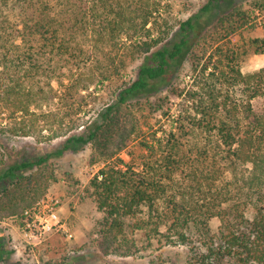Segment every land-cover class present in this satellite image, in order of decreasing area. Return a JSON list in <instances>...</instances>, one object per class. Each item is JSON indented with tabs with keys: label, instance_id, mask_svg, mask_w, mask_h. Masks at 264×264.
Masks as SVG:
<instances>
[{
	"label": "trees",
	"instance_id": "trees-1",
	"mask_svg": "<svg viewBox=\"0 0 264 264\" xmlns=\"http://www.w3.org/2000/svg\"><path fill=\"white\" fill-rule=\"evenodd\" d=\"M216 1L180 21L168 40L172 31L159 23L162 0H0V133L45 142L66 137L58 152L13 165L1 180L44 164L69 144L91 145L92 160L101 162L91 194L107 232L116 240L122 236L125 254L136 243L127 227L145 232L148 241L160 235L194 243L187 231L196 226L211 240L193 245L201 264H264V113L251 103L264 96V66L244 74L237 55L223 42L216 45L244 26L264 0L223 15L206 47L201 16ZM252 44L264 54V37ZM187 53L193 80L186 92L178 91L186 105L171 113L155 96ZM137 57L134 77L123 80ZM115 79L121 83L112 103L94 110L95 92ZM139 98L144 104L132 108ZM154 115L166 123L156 119L155 125ZM134 141L142 153L139 162L129 163L121 153ZM206 160L218 164V175L200 168ZM184 172L207 188L205 210L175 188ZM215 216L222 222L218 244L207 223ZM3 254L0 236V261Z\"/></svg>",
	"mask_w": 264,
	"mask_h": 264
},
{
	"label": "rangeland",
	"instance_id": "rangeland-1",
	"mask_svg": "<svg viewBox=\"0 0 264 264\" xmlns=\"http://www.w3.org/2000/svg\"><path fill=\"white\" fill-rule=\"evenodd\" d=\"M209 0H162V16L159 23L166 30H171L168 40L173 37L180 21L199 12L201 7ZM258 0H218L214 2L211 10L201 16L200 28L202 45L206 47L213 42L215 31L219 30V20L223 15L235 14L237 8L249 10ZM264 37V7L255 9L248 22L240 27L230 38L216 42L224 44V48L235 53L244 74L252 73L264 66V54L256 52V45L252 44L254 38ZM215 45V46H216ZM141 58L129 61L124 70L123 80L132 79ZM192 58L185 54L170 79V83L161 87L157 96H161L164 110L181 108L185 99L178 96V91L186 92L193 80ZM68 80H65L67 83ZM121 80H114L104 91L95 92L98 98H92L94 110H101L111 104L115 98L117 87ZM54 85H56L54 83ZM153 97V98H155ZM90 100V101H91ZM144 98L131 103L135 108L143 105ZM56 105L59 106L58 100ZM252 106L257 114L264 113V96L254 98ZM48 108V107H47ZM45 108V109H47ZM164 122L165 118L154 115L152 123L155 125ZM145 128V134H148ZM66 144V137H60L50 142L38 140L34 137L13 136L0 133V180L7 169L13 165L26 161H35L40 156L56 153ZM141 145L134 141L121 153V157L129 163L140 161ZM93 148L91 145L83 147L69 144L61 154H54L44 164H34L32 167L17 172V177H4L0 181V236L4 245V254L0 264H201L197 250L193 247L200 241L210 244L211 240L199 234L197 227L193 226L187 231L191 242H180L177 236L172 242L163 236L157 235L148 241L145 232L135 231L127 227L128 239H136L135 245L122 251L124 245L121 237L114 238L115 233H108L104 225V213L98 209L90 189V180L101 166V162L93 161ZM192 158H196L192 154ZM197 159V158H196ZM191 161V160H190ZM200 161V160H199ZM204 161V160H202ZM193 162V161H192ZM198 163V162H197ZM200 168L210 170L218 175V164L212 165L208 160ZM184 172L177 177L176 189L180 188L190 200L198 201L199 208L205 210V197L207 188L195 182ZM224 176V175H223ZM229 176L227 172L225 178ZM209 196V195H208ZM48 197L60 201V215L73 231V238L54 229L46 235L36 238L39 224L32 225L28 237L25 229V212L33 210L36 202ZM192 204L194 202H191ZM127 220V223H129ZM210 233L214 236L216 244L220 243L221 220L215 216L207 221ZM161 231L165 233V229ZM226 264H236L232 261Z\"/></svg>",
	"mask_w": 264,
	"mask_h": 264
},
{
	"label": "built area",
	"instance_id": "built-area-1",
	"mask_svg": "<svg viewBox=\"0 0 264 264\" xmlns=\"http://www.w3.org/2000/svg\"><path fill=\"white\" fill-rule=\"evenodd\" d=\"M25 221V235L28 237L33 236L30 234L32 225L39 224V231L36 233V238L41 237L43 234H49L54 229L63 233L68 240L73 238V231L68 223L61 218L60 215V201L57 198L48 197L36 202L33 210H27L24 215Z\"/></svg>",
	"mask_w": 264,
	"mask_h": 264
}]
</instances>
